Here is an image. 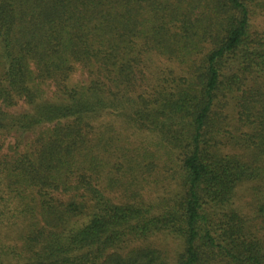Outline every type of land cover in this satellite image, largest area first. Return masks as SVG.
I'll return each instance as SVG.
<instances>
[{
  "label": "trees",
  "instance_id": "1",
  "mask_svg": "<svg viewBox=\"0 0 264 264\" xmlns=\"http://www.w3.org/2000/svg\"><path fill=\"white\" fill-rule=\"evenodd\" d=\"M263 14L0 0V264H264Z\"/></svg>",
  "mask_w": 264,
  "mask_h": 264
},
{
  "label": "rangeland",
  "instance_id": "2",
  "mask_svg": "<svg viewBox=\"0 0 264 264\" xmlns=\"http://www.w3.org/2000/svg\"><path fill=\"white\" fill-rule=\"evenodd\" d=\"M257 26L260 29H264V14L260 17L257 18ZM147 59H149L147 61L148 66H150V69L155 72L154 74L157 75H163V71L164 72H168L169 70L178 69L177 65L173 64L172 62H170L168 59H166V57L160 56L158 54L155 53H149L147 54ZM154 78H156V75L151 74ZM151 75H148L149 78ZM84 76L81 73H77L74 77H73V81L74 82H81L84 81ZM28 138V136L26 137ZM25 138V139H26ZM169 175V173H168ZM160 177V176H159ZM161 181L159 183H161L164 179L163 177H160ZM247 199H245V203L246 204ZM244 202V201H243ZM172 240L164 238V236H158L156 237V239H154V243H155V247H157L158 249H168L170 255H173L174 252V245L171 242Z\"/></svg>",
  "mask_w": 264,
  "mask_h": 264
}]
</instances>
